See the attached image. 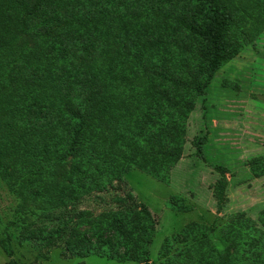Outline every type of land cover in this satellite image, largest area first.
Instances as JSON below:
<instances>
[{"label":"trees","instance_id":"1","mask_svg":"<svg viewBox=\"0 0 264 264\" xmlns=\"http://www.w3.org/2000/svg\"><path fill=\"white\" fill-rule=\"evenodd\" d=\"M263 30L264 0H0V186L18 201L0 229L6 254L14 226L45 253L151 264L158 221L125 175L170 184L196 98ZM191 144L201 156L203 138ZM246 163L264 177V155ZM215 169L219 213L229 179ZM90 198L105 208L81 207ZM169 203L191 208L178 195ZM159 258L264 264V211L186 223Z\"/></svg>","mask_w":264,"mask_h":264},{"label":"rangeland","instance_id":"2","mask_svg":"<svg viewBox=\"0 0 264 264\" xmlns=\"http://www.w3.org/2000/svg\"><path fill=\"white\" fill-rule=\"evenodd\" d=\"M187 129L183 157L172 169L169 185L138 169L125 175L138 202L145 204L158 221L149 249L151 264H160L164 239L178 233L186 223L221 222L236 211L259 220V213L264 211V177L255 178L246 163L250 157L264 155V30L236 58L226 62L206 93L196 98ZM195 135L203 138L202 157L194 153L191 144ZM219 164L228 169L229 181L226 205L217 213L211 186L219 176L215 169ZM172 195L184 197L191 208L186 212L174 210L169 203ZM17 203L1 185L0 229L15 219ZM81 207L100 211L105 205L98 198H90ZM35 217L31 214L26 223ZM10 230L13 256L10 258L0 246V264L10 259L19 264H142L95 254L80 258L63 246L45 253L28 240L20 243L14 226Z\"/></svg>","mask_w":264,"mask_h":264}]
</instances>
